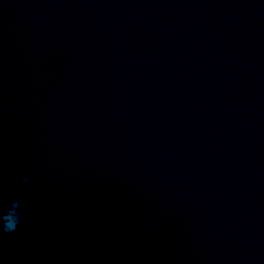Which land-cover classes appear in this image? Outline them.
I'll return each mask as SVG.
<instances>
[{
  "label": "water",
  "instance_id": "95a60500",
  "mask_svg": "<svg viewBox=\"0 0 264 264\" xmlns=\"http://www.w3.org/2000/svg\"><path fill=\"white\" fill-rule=\"evenodd\" d=\"M0 264H264V0H0Z\"/></svg>",
  "mask_w": 264,
  "mask_h": 264
},
{
  "label": "clouds",
  "instance_id": "9594fccd",
  "mask_svg": "<svg viewBox=\"0 0 264 264\" xmlns=\"http://www.w3.org/2000/svg\"><path fill=\"white\" fill-rule=\"evenodd\" d=\"M4 220H5V229L6 230H14L17 224V220H14L13 217L9 214H6L4 216Z\"/></svg>",
  "mask_w": 264,
  "mask_h": 264
}]
</instances>
